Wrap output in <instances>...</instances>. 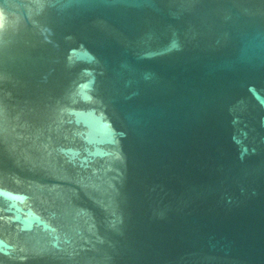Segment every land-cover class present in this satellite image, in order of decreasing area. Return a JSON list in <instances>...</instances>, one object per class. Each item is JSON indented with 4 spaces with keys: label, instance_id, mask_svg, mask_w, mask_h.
Here are the masks:
<instances>
[{
    "label": "water",
    "instance_id": "95a60500",
    "mask_svg": "<svg viewBox=\"0 0 264 264\" xmlns=\"http://www.w3.org/2000/svg\"><path fill=\"white\" fill-rule=\"evenodd\" d=\"M0 264H264V0H0Z\"/></svg>",
    "mask_w": 264,
    "mask_h": 264
}]
</instances>
